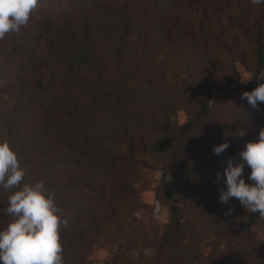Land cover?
Wrapping results in <instances>:
<instances>
[{
    "label": "trees",
    "instance_id": "16d2710c",
    "mask_svg": "<svg viewBox=\"0 0 264 264\" xmlns=\"http://www.w3.org/2000/svg\"><path fill=\"white\" fill-rule=\"evenodd\" d=\"M185 1L179 12L174 0H39L27 25L0 39V141L18 153L23 182L55 193L63 264H95V249L117 240L137 203L136 177L156 164L167 172L159 190L170 220L155 256L137 264H262L264 244L230 258L220 246L205 256L199 243L209 232H248L258 219L222 203L219 189L228 160L239 164L264 129V102L241 99L264 81L241 84L239 70L264 71V6L236 0L235 14L213 22L203 1ZM172 157L199 170L182 173ZM195 185L208 216L200 230L186 200ZM12 192L0 188V230Z\"/></svg>",
    "mask_w": 264,
    "mask_h": 264
},
{
    "label": "clouds",
    "instance_id": "9594fccd",
    "mask_svg": "<svg viewBox=\"0 0 264 264\" xmlns=\"http://www.w3.org/2000/svg\"><path fill=\"white\" fill-rule=\"evenodd\" d=\"M39 0H0V39L6 33L18 32L26 26L32 11ZM259 5L264 0H250ZM249 78H241L242 84ZM264 81V72L256 77ZM242 100H247L253 108L264 102V83L252 91H245ZM214 102V101H209ZM239 135H244L241 130ZM229 147L225 142L214 147V153L222 154ZM241 162L231 159L224 171L227 189L220 188V201L229 203L233 198L249 212H258L264 218V129L259 132L256 142L247 143L246 150L240 153ZM245 166L251 168L248 177L243 178ZM25 170L21 166L18 153L7 139L0 141V188L12 192L8 196L7 214L11 221L0 230V264H63V247L60 237V209L55 201V193L45 188L43 181L23 182ZM221 174L217 175V179ZM23 182V183H22ZM231 213V209L227 214Z\"/></svg>",
    "mask_w": 264,
    "mask_h": 264
},
{
    "label": "rangeland",
    "instance_id": "374dc122",
    "mask_svg": "<svg viewBox=\"0 0 264 264\" xmlns=\"http://www.w3.org/2000/svg\"><path fill=\"white\" fill-rule=\"evenodd\" d=\"M47 1L48 0H45V3L48 5ZM198 1H203L201 6L204 8V12L210 15V19L214 20L213 22L223 19L226 15L235 14L237 12L236 7H239V5L235 3L236 0ZM246 1L249 2L250 9L253 11L257 9V5L250 3V0H243V3ZM174 2L177 4L173 6V9L179 12L187 11L192 5L191 2H186L185 0H174ZM262 5L264 6V3ZM137 8L139 10L145 8L144 2H140V6L138 5ZM239 70L241 72V78H249L253 75L250 81L257 80L256 77L259 75L256 71H249L244 66H240ZM187 118V112L184 110H180L175 116V119L179 123H184ZM186 157L189 158V156ZM171 161L172 163L175 161L180 163L179 169L182 173H186L188 169L192 168L196 171L199 170L198 164L187 162L185 159H179V157H172ZM250 173L251 172H247L243 175L247 183H252V181L248 179ZM164 174H167V172L162 169L161 164L142 168V173L136 177L134 182V185H137L139 189L137 192V203L132 209H129L128 212L122 214V230L119 236L116 237L117 240L111 242L110 237H107L109 246L95 249L93 254L95 264H137L138 262L140 263L143 256H155V251L159 244L160 233L163 231L164 225L170 220L171 205L159 190L160 186L164 185L166 182L163 179ZM190 188L192 189L189 190V195L195 194L194 191L199 189L196 185ZM186 200L188 205L191 206V216L198 224L199 230L204 228L208 216L207 210L203 207V197H199V195L195 194V197L189 196ZM229 203L235 212H238L239 209H245L238 199L233 198ZM236 217L238 218V216ZM201 239L199 244L205 256L209 255L213 249L219 246L223 247L225 250H230V258L233 257V254L238 250L248 249L257 252V250H259V244H264V218L258 215L257 222L252 230L235 234L231 238L217 236L215 232H209L202 234ZM131 242H133V244ZM119 243H123L124 245L118 247ZM125 249H131L129 253H131L130 255L133 257V260H128V252L127 254H123ZM256 254H258V252ZM261 263L264 264V258H261Z\"/></svg>",
    "mask_w": 264,
    "mask_h": 264
}]
</instances>
